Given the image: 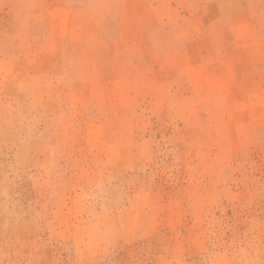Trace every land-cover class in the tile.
Listing matches in <instances>:
<instances>
[{"label": "rangeland", "instance_id": "1", "mask_svg": "<svg viewBox=\"0 0 264 264\" xmlns=\"http://www.w3.org/2000/svg\"><path fill=\"white\" fill-rule=\"evenodd\" d=\"M0 264H264V0H0Z\"/></svg>", "mask_w": 264, "mask_h": 264}]
</instances>
